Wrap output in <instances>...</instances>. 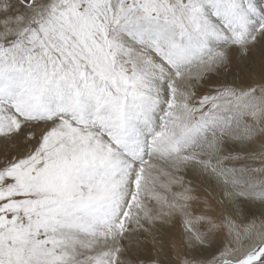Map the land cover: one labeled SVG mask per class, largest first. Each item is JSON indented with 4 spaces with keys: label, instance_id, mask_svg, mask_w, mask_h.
<instances>
[{
    "label": "snow or ice",
    "instance_id": "snow-or-ice-1",
    "mask_svg": "<svg viewBox=\"0 0 264 264\" xmlns=\"http://www.w3.org/2000/svg\"><path fill=\"white\" fill-rule=\"evenodd\" d=\"M261 35L264 0H0V264H62L64 234L101 216L181 96L224 119L236 88L214 77L243 81L255 69L231 54ZM240 95L264 98V78ZM236 264H264V242Z\"/></svg>",
    "mask_w": 264,
    "mask_h": 264
},
{
    "label": "rangeland",
    "instance_id": "rangeland-1",
    "mask_svg": "<svg viewBox=\"0 0 264 264\" xmlns=\"http://www.w3.org/2000/svg\"><path fill=\"white\" fill-rule=\"evenodd\" d=\"M257 39L259 43L248 44L247 53L241 51L239 53L231 54L233 57L238 56L241 61H247L250 65H252L255 69L253 73L264 68V66L262 67V61L264 60V57H261L259 52V49L261 47H264V35L258 36ZM253 57L255 58L254 61ZM229 66H231V63L229 64ZM241 68L243 69V64H241ZM250 73L251 72L247 71V69H243L242 82L250 84ZM238 79L239 78H233L231 76L214 77V80H216V82L221 85H224L227 81H236ZM233 85L234 84L232 83V86ZM196 91L197 95H200L201 93L203 94L205 92H211V82L209 84H205L202 87L197 85ZM194 97L195 96H192L191 94L187 96H181L180 103L176 110V118L167 124V127L164 130V134L157 137V139L153 142V144L149 148V154L144 158L142 163H140L139 167L134 168L132 165H127L122 170L116 183L106 191V196H108V198L112 196L113 198L106 201L107 207L105 208L101 216H99L97 220L95 219L94 222L91 221L90 226L86 230H80L81 232H77V234L73 235H64L65 240L67 238V240L73 242L70 245H67V243L63 239V243L58 246L57 259L62 261V264L153 263V254H155L157 250L152 246L151 243H146L149 236L148 232H150V230L153 228L149 223H147V226H143V224L134 226L133 224L126 222V216L129 212H131V208L134 203L143 204V200L152 201L153 197L155 196L152 191H148V189H146L148 187L146 186V184H144L145 180L143 175V166L148 165L151 169H158L156 167V164L160 163L161 159H163V156H169L171 151H173L176 156L181 152H189L190 155H194V158H199L201 160H206L207 158H205V155L208 154L209 160L207 161L210 163H213L215 154H218L221 151H223L224 153V157L221 161L225 159V155L229 157L230 160L237 156L238 157L234 160H237L239 158V151H236L232 154H226V151L222 149V144L224 143L221 140L225 139V141L227 142L226 145L230 147V149H234L233 143L228 141L226 138L228 137L234 140H238V125L239 121L243 118L239 117L238 114H234V112H236L238 109L234 110L227 106H221V108L215 109L217 113L223 115L224 119L217 124H209L205 126L204 121L207 118V112L212 107V104L209 101H205L204 104H207L209 108H205L202 112L201 108H203V105L198 106L197 102L193 103V101L195 100ZM243 125V130L246 135L253 139H259L260 136L257 137V131L255 128H251L250 122H247ZM235 148L240 149L238 145ZM244 149L245 148H243V150L241 151H244ZM235 150L237 149H234V151ZM240 155H242V153ZM241 164L242 163H236L232 161V169L229 170V172L233 173L237 184H244L243 189L237 190L240 191V194L235 198L238 200L237 203L241 208L242 216L245 219V224H247L248 226H256L257 219L260 214L259 208H264V203H261V201L264 202V162L256 164L254 166V169L256 170L255 172H252V174L250 173L251 175H241L238 172V169H241ZM244 181L248 182L244 183ZM231 188L234 190L236 189V187L233 186H231ZM175 191L173 195L162 197V200L170 207H173L174 205L182 207V203L179 200L180 198H182V196L178 191ZM202 195L203 194H200L199 198H201ZM193 215L201 216L200 221L197 222L198 224L196 223V229L191 228V230L188 231V229H185L183 227L181 221L179 220L171 228L173 230H176L177 236L180 239V245L182 246L184 251V244L186 240H191V235L196 236L199 243L193 244V242L191 241V246L194 249V252L198 254V256H196L197 258L193 257L191 260H198L201 264H209L211 262V264H220V261H222L223 259H227L230 260L229 264H236L237 258L241 257L248 250V248L246 247L250 242H248L247 244L245 243V245H243L236 252L234 251L237 254L223 256L220 250L223 249V240L222 237L217 234V227L221 224L223 217H220L215 213H211L210 215L209 213L205 214L199 211H193ZM137 216L143 218L142 214H138ZM207 220H210L209 223H206ZM171 229L167 228L166 226H163L161 228L163 237L165 236V239H169L173 235L170 234L172 233ZM116 230L121 235L120 237L116 236V238H119L117 245H114L111 242L107 243L106 240V243H103L104 241L101 243L100 239L108 238V236L110 235L112 236V234H114ZM183 231L192 233H188V235L186 236ZM78 233H81L83 238L80 237V234ZM95 233H97L100 238L96 235H93ZM159 233L160 229L157 232L155 231L154 236L156 237L157 235H159ZM91 234L93 238H91ZM206 235H210L211 237H214L216 239L219 238L220 242L215 243L216 241L214 242L212 239H208ZM230 235H232V233ZM92 240H95L96 242L94 243ZM84 241H86V243ZM96 243L101 248L97 246ZM145 250H147V253L145 252ZM166 250L169 253L168 261H171L173 264H179L178 262L173 261V252H175L176 249L172 248L170 250ZM97 255L99 256V258ZM110 255L115 256V260L113 259L112 262L108 258ZM93 259H96L95 263L94 261H92Z\"/></svg>",
    "mask_w": 264,
    "mask_h": 264
},
{
    "label": "bare ground",
    "instance_id": "bare-ground-1",
    "mask_svg": "<svg viewBox=\"0 0 264 264\" xmlns=\"http://www.w3.org/2000/svg\"><path fill=\"white\" fill-rule=\"evenodd\" d=\"M262 62L263 67L264 60ZM261 78H264V68L254 73L251 72L249 76V82L251 84L260 80ZM232 82L234 84L233 87L236 88V93L226 98L221 103V106H227L234 110L238 109L236 112H234V114H238L239 117H243L239 121L238 125V140L228 137L226 138L228 141L233 143L234 149L237 150L234 151V149H230V147L226 145L227 142L225 139L221 140L224 143L222 144V149L226 151V154H232L236 151H239V158L237 160L234 159L238 156L230 160V158L225 155V159L221 161L224 157L223 151L215 154L213 163L207 161L209 160L208 154L205 155V158H207L206 160H201L199 158H194V155H190L189 152H181L176 156L175 153L171 151L169 156H163V159H161L160 163L156 164L158 169H151L148 165L143 166V175L145 180L144 184H146L148 187L146 189H148V191H152L155 196L153 197L152 201L143 200V204L134 203V205H132L131 212H129L126 216V222H129L134 226L138 224L147 226V223H149L153 228L150 230V232H148L149 236L146 242L151 243L152 246L157 250V252L153 254V263L151 264H167V262L168 264H173L171 261H168L169 253L166 250H170L172 248L176 249V251L173 252V261L178 262L179 264H201L198 260H191L193 257L197 258L196 256H198L191 246V241L193 244L199 243L196 236L191 235V240H186L184 244V251L180 245V239L177 236L176 230L171 229L178 220L181 221L183 227L188 229V231H190L191 228L196 229L198 224L197 222L200 221L201 216L193 215V211H199L205 214L209 213L210 215L211 213H215L220 217H223L221 224L217 227V234H219L223 240V243L221 242L223 244V249H220L223 256L237 254L235 252L245 245V243L247 244L250 242L246 247L249 248L251 245L264 242V208H259L260 214L258 216L256 226H248L245 224V219L242 216L241 208L237 203L238 200L235 198L240 194V191L237 190L243 189L244 184H237L233 173L229 172V170L232 169V161L236 163H242L240 165L241 169H238V172L241 175H251L252 172H255L256 170L254 169V166L264 162V98L257 100L253 99L251 96H242L240 95V90L246 88L249 84H246L239 79ZM194 98L195 100L193 103L197 102L196 97ZM247 122H250L251 128L256 129L257 137L260 136L259 139H253L244 133L243 124ZM237 145L240 149L235 148ZM243 148H245L244 151H241ZM241 153L242 155H240ZM247 182L248 181H244V183ZM231 186L236 187V189H232ZM175 190L178 191L182 196V198L179 199L182 203V207L176 205L170 207L162 200V197L173 195ZM200 194H203L201 198H199ZM112 198V196H110V198L107 196V200H111ZM261 203L263 204L264 202L261 201ZM138 214H142L143 218L138 217ZM209 221L210 220H207L206 223H209ZM163 226L171 229L172 233L170 234L173 235L169 238L170 240L168 238L165 239V236L163 237L161 230ZM159 229L160 233L155 237L154 233L155 231H159ZM188 231H183V233L187 236L188 233H190ZM77 232L81 231L74 230L71 232H66L64 235H73L77 234ZM231 233L232 235H230ZM78 234H80L79 236L83 238L81 233ZM93 235H96L100 238L97 233ZM116 236H121L117 230L114 234H112V236L110 235L108 238L100 239V241L101 243L104 241L103 243L111 242L112 244L117 245L119 238H116ZM206 237L208 239H212L214 242L216 241L215 243L220 242L219 238L216 239L210 235H206ZM91 238H93V236ZM64 241L67 243V245H70L73 242L67 240V238L66 240L64 239ZM84 242L86 243V241ZM93 242L95 243L96 241L94 240ZM98 244L97 246H99ZM145 252L147 253V250H145ZM114 255H110L108 257L111 262L115 258ZM92 261L95 263L96 259H93ZM229 261L230 260L223 259L219 263L225 264V262Z\"/></svg>",
    "mask_w": 264,
    "mask_h": 264
}]
</instances>
